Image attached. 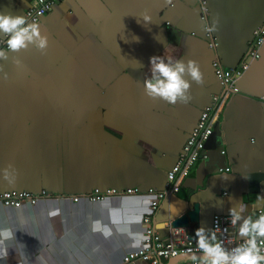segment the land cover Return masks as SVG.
<instances>
[{"label": "crops", "instance_id": "0c3cea01", "mask_svg": "<svg viewBox=\"0 0 264 264\" xmlns=\"http://www.w3.org/2000/svg\"><path fill=\"white\" fill-rule=\"evenodd\" d=\"M198 2L61 0L36 22L48 37L46 53L30 47L4 61L0 189L52 193L18 207L0 203V264H149L124 263L122 256L141 246L142 216L152 197L111 194L93 202L80 191L109 183L165 188L166 171L200 110L221 91L212 60L217 56L226 68L241 63L264 15V0H205L208 21L202 22ZM29 5L30 0H0V14L23 16ZM214 24L210 34L219 43L214 36L211 59L208 37L205 33L206 45L202 35L203 25ZM153 57L199 64L204 84L188 78L190 103L173 106L145 95ZM235 88L212 129L206 157L193 163L178 192L161 200L152 216L163 238L175 230L168 219L195 202L198 222L180 227L190 235L199 228L210 232L211 216L230 215L231 208L258 219L264 186V45ZM53 128L55 147L47 141ZM224 166L229 170H217ZM6 169L15 177L12 183L3 179ZM239 227L238 222L234 231L241 239Z\"/></svg>", "mask_w": 264, "mask_h": 264}, {"label": "built area", "instance_id": "2783aa9c", "mask_svg": "<svg viewBox=\"0 0 264 264\" xmlns=\"http://www.w3.org/2000/svg\"><path fill=\"white\" fill-rule=\"evenodd\" d=\"M61 0H30V5L23 11V16L29 23L37 22L38 19L49 12L52 7ZM202 9L199 11L200 19L207 22V9L204 7L205 0H198ZM208 37V47L214 48L216 42L211 38L210 32H206ZM264 45V15L262 23L253 30V38L250 42L249 49L244 60L235 67L225 68L217 59L212 60L213 73L218 79L222 90L219 93L211 95L208 105L203 106L199 112L195 124L192 126L189 135L181 145L180 152L176 158L172 168L166 171L165 188L163 190L154 187H148L142 191L137 187H129L121 190L107 188L99 190L94 188L84 194L90 201H101L108 195L113 194H135L147 193L152 197L149 204L148 213L142 216V222L145 224L141 246L137 249L130 250L123 254L122 262L133 263L143 260L149 264H162L165 260L173 259L179 255L201 254L198 248L197 238L195 235L189 236L184 233L182 228H174L168 237H161L154 229L152 224V216L156 211L161 200L166 198L170 193H176L182 179L187 176L198 159L205 158V145L214 125L221 118L227 102L235 93V83L248 69L251 61L257 59L260 55V49ZM0 49H7L6 38H0ZM224 153V150H221ZM229 167H220L219 171H228ZM51 195V192L42 189L38 194L31 193L26 190H7L0 192V203L7 207H18L23 202L35 203L39 197ZM79 195H74L72 199H78ZM262 205L256 210L257 217L264 215V186L261 188ZM231 217L228 214L215 213L211 216V229L207 233L209 237L216 235L217 241L222 242L223 246L231 250L244 243L242 239L235 236V225L231 223ZM261 247V254H264V244L258 240ZM175 264H201L200 259H187L179 261Z\"/></svg>", "mask_w": 264, "mask_h": 264}, {"label": "clouds", "instance_id": "9594fccd", "mask_svg": "<svg viewBox=\"0 0 264 264\" xmlns=\"http://www.w3.org/2000/svg\"><path fill=\"white\" fill-rule=\"evenodd\" d=\"M166 3L171 4L172 0H166ZM150 19L148 16L144 17L145 22H150ZM205 30L215 31V24L213 27L205 25ZM0 38H6L7 51L0 49V61L5 62L12 53L27 51L32 47L44 54L49 46L48 37L41 34L40 25L35 22L29 23L20 15L0 14ZM13 64L17 68L23 66L18 58L13 59ZM150 65V78L143 82L145 95L150 99H159L173 106L178 103L187 105L193 98L190 81L199 86L204 84L203 73L196 61L173 62L166 61L164 57H153ZM0 73L3 74V79L8 78L2 65H0ZM3 179L12 183L15 177L6 169ZM229 213L233 225L240 223L239 235L244 243L228 250L222 242H216L214 232L209 237L206 235L209 231L199 228L195 232V237L198 248L203 253L200 257L201 264H264V254H261V247L258 245V240L264 244V215L253 220L251 217H243L237 208L229 209ZM105 235H108L107 231Z\"/></svg>", "mask_w": 264, "mask_h": 264}, {"label": "water", "instance_id": "95a60500", "mask_svg": "<svg viewBox=\"0 0 264 264\" xmlns=\"http://www.w3.org/2000/svg\"><path fill=\"white\" fill-rule=\"evenodd\" d=\"M199 19H200V17H199ZM201 20V19H200ZM38 21H39V19H38ZM37 21V22H38ZM202 21V20H201ZM208 21V20H207ZM203 22V21H202ZM191 33V35H194L195 33L192 31V32H190ZM205 33H206V30H205V28H204V25H203V35H202V37H203V39L205 40V42H206V36H205ZM212 35L213 36H215L216 37V42H217V44L219 43V41H218V39H217V36L215 35V34H213L212 33ZM206 45H207V42H206ZM209 49V51L211 52V59L213 58V51L210 49V48H208ZM3 50H5V51H7V49H3ZM216 51H217V55H218V57H219V51H218V49H216ZM13 55H14V53H12ZM11 55V54H10ZM6 63V62H5ZM5 63H4V61H0V65H2L3 67H4V65H5ZM4 64V65H3ZM6 66V65H5ZM250 66V65H249ZM249 68V67H248ZM248 70V69H247ZM247 70L243 73V75L239 78V79H241L244 75H245V73L247 72ZM7 70H5L4 69V72H6ZM238 79V80H239ZM237 80V81H238ZM236 81V82H237ZM236 84V83H235ZM218 86H219V88H220V84L218 83ZM232 99V98H231ZM231 99L227 102V104H226V106H225V109H224V112H223V117H224V115H225V113H226V109H227V107L229 106V104H230V102H231ZM209 101H210V99H209ZM217 123H219V121L217 122ZM47 137H48V139H47V141H48V145H50V144H53L52 145V147H55V145H57L56 143H57V141H56V137H55V129L53 128V129H49L48 130V132H47ZM213 137H214V130H213V132L211 133V135L209 136V139L207 140V142H206V145H205V149L207 150V149H209L210 147H212V143H213ZM36 140V143L39 145V146H41L42 148H43V144H42V140H41V138L40 139H35ZM181 148V147H180ZM180 152V151H179ZM179 154V153H178ZM178 154H177V156L175 157V159H174V162H175V160H176V158L178 157ZM223 154V153H222ZM225 167V166H224ZM224 167H222V168H224ZM219 168L220 167H218L217 168V170L219 171ZM256 182H257V180H256ZM129 187H137L139 190H142V191H145V190H147V188L148 187H153L152 185H149V184H136V185H129V184H127V183H109V184H106V185H100V184H98V185H93L88 191H80V192H84V194H86V193H88L89 191H91L92 189H94V188H98L99 190H105V189H107V188H114L115 190H121V189H125V188H129ZM263 186H261L260 187V189L262 188ZM42 189H46V188H40L38 191H33V190H30V189H28V188H21V189H19V188H17V189H15V188H10V189H8V188H4V189H0V192H4V191H7V190H26V191H29V192H31V193H34V194H38L39 193V191H41ZM47 190V189H46ZM47 191H49V192H51V190H47ZM52 193V192H51ZM79 194H82V193H79ZM198 218H199V206H198V203H193L192 205H191V207H189V206H187L186 205V207L182 210V211H180L177 215H175V216H172V217H170L169 219H168V223H169V226L170 227H175V228H179V227H182V228H184V229H187L188 228V226H189V223H196V222H198ZM189 236H191L190 234H189ZM194 255L195 254H189V255H179V256H177V257H175V258H173V259H170L171 261H172V264H175V263H177V262H179V261H182V260H187V259H191V258H193L194 257ZM193 256V257H192Z\"/></svg>", "mask_w": 264, "mask_h": 264}, {"label": "bare ground", "instance_id": "6f19581e", "mask_svg": "<svg viewBox=\"0 0 264 264\" xmlns=\"http://www.w3.org/2000/svg\"><path fill=\"white\" fill-rule=\"evenodd\" d=\"M211 35V38L215 41V38H214V36L212 35V34H210ZM212 49H214V48H212ZM219 61V60H218ZM220 62V61H219ZM220 64H221V62H220ZM222 66H223V64H221ZM224 67V66H223ZM212 68H213V66H212ZM226 68V67H225ZM218 80V79H217ZM218 83H219V81H218ZM220 84V83H219ZM220 90H222V87H221V85H220ZM211 135V134H210ZM209 139V138H208ZM207 142V141H206Z\"/></svg>", "mask_w": 264, "mask_h": 264}]
</instances>
